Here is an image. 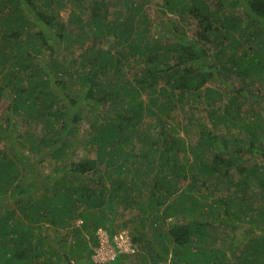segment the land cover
Wrapping results in <instances>:
<instances>
[{"label":"trees","instance_id":"16d2710c","mask_svg":"<svg viewBox=\"0 0 264 264\" xmlns=\"http://www.w3.org/2000/svg\"><path fill=\"white\" fill-rule=\"evenodd\" d=\"M66 1L0 0V264H94L83 232L113 237L126 211L142 214L138 264H264V0H162L154 20L131 0L113 11L70 0V29L54 9ZM180 108L195 142L174 122ZM14 118L26 122L18 135ZM87 145L95 156L80 157ZM48 156L54 175L36 170ZM226 183L259 198L252 214L230 196L211 205ZM220 212L250 215L251 236L210 244Z\"/></svg>","mask_w":264,"mask_h":264},{"label":"rangeland","instance_id":"374dc122","mask_svg":"<svg viewBox=\"0 0 264 264\" xmlns=\"http://www.w3.org/2000/svg\"><path fill=\"white\" fill-rule=\"evenodd\" d=\"M46 1H48V0H36V2H39L41 4V8L43 10H46L45 5H43V3ZM69 1H66V4L64 3L63 6L62 5H55L54 6V9L59 12L60 18L62 19V21L64 22V24L66 25V27L68 29L75 27V24L71 21L72 20L71 12L75 11L77 13V16H80V12H79L80 7L77 6V5H79L78 2L77 3L75 2L73 4V3H70ZM104 1L108 2L110 11L122 8L120 0H104ZM161 1L162 0H131V2H133L134 4H140V5L144 6L145 10L147 11L146 14L148 13L149 17L153 20L158 15L163 13ZM84 6L86 7L87 5L85 4ZM236 12H237V9H236ZM169 16L172 17L171 14H169ZM0 17H1V13H0ZM172 18H170V19H172ZM153 24H154V22L151 23V26H153ZM186 25L189 26L188 29L190 30L191 25L189 23H186ZM78 48H79V46H74L66 54H65V51L62 53H64L65 56H67V57L69 55L70 58H74V56L76 55V53L78 51ZM46 55H50V54L46 52ZM70 58L68 57V59H70ZM161 67H162V69H164V64H162ZM161 83H165V77L163 79H161ZM205 87L215 88V87H218V83H215L213 81H208V82H205ZM224 87H226V86H224ZM227 88L228 87H226L225 89H227ZM225 89L222 87L221 91L224 93ZM221 100H222L221 103L226 101V99H221ZM6 103L7 102H5L4 100L0 101L1 105H6ZM99 112L100 111L97 110L96 112L90 113L89 115H82V119L78 123L77 130H76V132L78 133V136H77V138H70L71 141L72 140L75 142L79 141V139L85 133H87L88 131L91 130L90 125L93 122H95L96 120H98ZM262 113L264 114V111H262ZM174 114H175L174 115L175 116L174 122L186 123L185 126H182L181 131H180V135L182 137H185L188 140L195 142L198 138V135L196 134L198 127H196L195 125L188 124V121H190L189 120L190 113L187 110L180 108V109H177V111ZM203 115L205 116L206 114H203ZM0 117H2V113L0 114ZM107 117H108V114L102 112L101 119L103 122H105L107 120ZM108 121H110L109 118H108ZM25 123L26 122L24 120H22L21 118H14V124L16 125V128H18V125H19V130H20L19 131L17 129V135H18V133L23 132V130L26 128ZM182 129H185V132H183ZM30 131H32V129H30ZM0 144L3 145L2 142ZM2 147L3 146H1V148ZM77 154L80 157H82V155H84L86 158L89 157L90 155L95 156L93 153L90 152L88 145L83 150V154H82V148H80V150L78 151ZM31 158H33V154L31 155ZM57 164H58V162L55 159H52L48 156L45 159V161L42 164H40L39 167H36V170H38V173L43 172V174H53L54 175L56 172ZM231 188H232V186L230 185V183L220 185L219 190L217 191V193L214 197H212V195L208 196V201H210L211 205H214L213 200H215L216 197L230 196L237 203L239 202L238 199H242L244 201L242 203L243 207H244V210H243L244 213L252 214L253 212H252V210H250V208L257 205V201H260L259 198H256L255 196H253V197L249 196L248 200H246L245 199V192L246 191H244L243 188L238 187V189H237V188L233 187V189L235 190V193H233V189H231ZM260 205L261 204L259 203V206ZM247 209H249L248 212H246ZM121 214H122L121 217L119 216L115 222V225H114L115 230H114L113 237H110L107 230L104 228H101V227L97 228L96 230H92L90 232H87V231L83 232L85 239L88 241V244L90 245L89 250H87V252H86V254L88 255L86 260H85L86 263L89 262L87 260H88V258H90L94 262V264H109L116 257L117 250L121 254L124 253L125 255H128V256L131 254L130 256H132V257H129L130 260H128L129 264H138L140 262V260L137 259V255L134 254L136 252H139V249L136 246H134L133 241H131V236L134 234L133 232L135 230V227H137V228L142 227L138 223V218H137L138 217L137 215H139L138 211H133V212L132 211H126L124 214L123 213H121ZM139 216H142V214ZM221 216L222 217L219 216L220 221L222 223H224V225H226V226L209 229L208 242L210 244H214L218 247H226V246H230L231 244L235 245L238 241L243 239L246 234L250 235L251 230H249L250 227L248 225V220H249L250 215L247 216V215L241 214L240 218L238 219V222L234 221V224L232 222L230 223V221H228L226 223L224 221V216L222 215V213H221ZM256 217L259 218V216L257 214H256ZM129 219L131 220V222L128 221ZM214 222H217V221H214ZM76 225L80 226L81 221L80 220L76 221ZM234 226H238V229H234ZM253 229H254V226H253ZM52 237L55 238L54 236H52ZM116 242L119 243L118 246L115 245ZM227 255L230 257L231 251H228ZM159 261H157V264H169L168 263L169 261H167V263H164V261H162L161 259H159Z\"/></svg>","mask_w":264,"mask_h":264},{"label":"built area","instance_id":"2783aa9c","mask_svg":"<svg viewBox=\"0 0 264 264\" xmlns=\"http://www.w3.org/2000/svg\"><path fill=\"white\" fill-rule=\"evenodd\" d=\"M118 244H119L118 242L115 243L116 246H118ZM118 248H119V247H118Z\"/></svg>","mask_w":264,"mask_h":264},{"label":"clouds","instance_id":"9594fccd","mask_svg":"<svg viewBox=\"0 0 264 264\" xmlns=\"http://www.w3.org/2000/svg\"><path fill=\"white\" fill-rule=\"evenodd\" d=\"M117 252H118V250H117ZM117 252H116V255H117Z\"/></svg>","mask_w":264,"mask_h":264}]
</instances>
